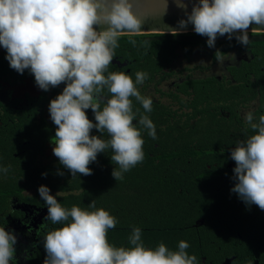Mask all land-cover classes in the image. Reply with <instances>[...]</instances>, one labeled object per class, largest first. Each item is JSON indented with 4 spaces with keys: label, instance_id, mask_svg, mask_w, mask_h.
I'll return each instance as SVG.
<instances>
[{
    "label": "clouds",
    "instance_id": "1",
    "mask_svg": "<svg viewBox=\"0 0 264 264\" xmlns=\"http://www.w3.org/2000/svg\"><path fill=\"white\" fill-rule=\"evenodd\" d=\"M174 2L185 18L178 28L168 26L169 31L177 35L192 25L195 34L207 37L209 48L225 36L248 46L249 30L264 31V0ZM165 12L166 8L158 14L145 11L140 0H0V47L10 68L20 74L28 70L44 91L64 85L50 100L48 111L56 126L53 155L72 177L92 175L89 165L98 154L110 152L115 165L111 175L122 181L144 160V133L158 139L149 115L153 100L140 91L149 73L138 70L133 78L127 71L111 70V65L123 36L137 46L134 37L145 31L146 23L163 21ZM149 45L148 40L141 42L145 48ZM223 53L215 51L220 65L235 59ZM89 109L94 121L87 115ZM243 119V138L230 150L235 162L230 191L245 205L264 211V114L248 110ZM9 171L10 166L0 165V176ZM38 193L47 205L45 220L58 225L43 237V264H199L187 251L186 240H179L175 249L163 241L147 246L142 229L132 226L127 245L117 246L108 238L119 223L110 210L98 207L95 200L86 207H66L47 185H40ZM16 244L14 230L0 226V264H15Z\"/></svg>",
    "mask_w": 264,
    "mask_h": 264
},
{
    "label": "flooded vegetation",
    "instance_id": "2",
    "mask_svg": "<svg viewBox=\"0 0 264 264\" xmlns=\"http://www.w3.org/2000/svg\"><path fill=\"white\" fill-rule=\"evenodd\" d=\"M178 35L207 38L195 33ZM168 36L174 35L146 37L150 44L159 40L178 43L173 49L177 56L163 66L157 65L161 69L149 75L140 91L153 100L149 115L156 125L157 137L170 132L185 150H204L207 170L197 180L200 187L216 182L207 198L212 207L205 209L206 216L195 217L186 225L168 226L163 232L160 227L139 225L138 215L135 217L138 222L132 225L122 217L109 230V241L126 246L132 226H138L142 238L161 234L186 240L190 244L187 251L197 256L199 264H264V211L255 205H245L230 191L235 167L230 150L236 140L243 138L244 113L253 110L257 116L264 114V40H249L248 46L236 39L216 41L215 47L209 48L206 42L165 38ZM227 41L232 43L224 56L235 59H226L220 65L215 51L223 49V42ZM182 43L191 46L179 45ZM207 49H210L208 57ZM5 56L6 51L0 47V165L10 166L8 174L0 176V226L14 230L17 236L15 264H43L46 255L43 237L58 225L45 220L47 205L40 198L38 187L47 185L66 207L73 204L86 207L90 202L86 197L94 196L96 185L85 182H93L101 167L105 173L114 164L110 152L100 153L97 161L89 165L92 175L72 177L53 155L51 137L56 126L48 111L50 100L64 85L41 90L28 70L23 74L16 72ZM143 60L141 54L139 68L144 67ZM135 61V57L126 53L116 54L111 70L130 73ZM136 107L143 111L139 104ZM87 115L94 121L91 109ZM92 131L99 135L95 129ZM143 138L144 149L158 148L156 141L160 137L155 141L145 132ZM58 170L64 174L58 175ZM223 200L231 207H221ZM148 242L147 246L157 245L155 241Z\"/></svg>",
    "mask_w": 264,
    "mask_h": 264
},
{
    "label": "trees",
    "instance_id": "3",
    "mask_svg": "<svg viewBox=\"0 0 264 264\" xmlns=\"http://www.w3.org/2000/svg\"><path fill=\"white\" fill-rule=\"evenodd\" d=\"M148 35L150 34H137L134 37L137 40L135 47L128 43V36L125 35L116 50V54L126 53L128 57L136 58L130 72L133 78L138 70L146 71L149 75L156 73L161 69L157 65L163 66L177 56L173 49L178 43L170 40L156 41L147 48L141 46L142 41L148 40L146 39ZM231 43L232 41L223 42L221 51L226 53ZM179 45L191 46L188 43ZM141 54L144 57L143 68H139L138 65ZM134 105L136 107L135 101ZM158 137L159 140H155L158 148L144 149L143 162L125 173L122 181L116 182L111 175L115 165L105 173L101 167V170L96 172L93 182H85L87 185L90 183L96 185L94 196L86 197L87 202L95 200L98 207L110 210L119 222L125 217V222L132 225L140 219L137 221L139 225L149 228L160 227L161 232L168 226L171 228L186 225L195 217L206 216L205 209L212 207L211 202L207 203V198L214 190L216 182L212 181L208 186L200 187L199 179L197 180L201 173L207 170L204 165V150H185L179 145V141L174 140L175 136L170 132ZM184 142L187 143L188 140ZM189 184H193L194 187L188 188ZM224 201L221 207H231ZM143 240L145 244L149 243L148 240L155 241L156 244L163 241L171 249H175L179 242V238L175 236L161 234L157 237H143Z\"/></svg>",
    "mask_w": 264,
    "mask_h": 264
},
{
    "label": "water",
    "instance_id": "4",
    "mask_svg": "<svg viewBox=\"0 0 264 264\" xmlns=\"http://www.w3.org/2000/svg\"><path fill=\"white\" fill-rule=\"evenodd\" d=\"M140 7L143 8L145 11L151 13H162L165 10L166 12L163 15V21L158 20L155 24L146 23L144 25L145 31L139 34H172L169 31L168 26L172 28H178V21L182 18H185L184 11L177 6L174 0H140ZM191 3L188 4V10H191ZM255 27V26H254ZM182 33H195L193 31L192 25H188L186 30H181L179 34ZM249 33H258L257 37H251L253 35H249L250 40H264V31H251ZM171 40H184V41H201L206 42L207 38H192V37H185V36H168L165 37ZM232 39H235L233 37ZM229 40L226 36L225 37H217L216 41H224ZM125 65V64H123Z\"/></svg>",
    "mask_w": 264,
    "mask_h": 264
},
{
    "label": "rangeland",
    "instance_id": "5",
    "mask_svg": "<svg viewBox=\"0 0 264 264\" xmlns=\"http://www.w3.org/2000/svg\"><path fill=\"white\" fill-rule=\"evenodd\" d=\"M209 52H210V49H207V50H206L207 57L209 56ZM207 57H206V59H207ZM208 59H209V58H208ZM208 59H207V60H208Z\"/></svg>",
    "mask_w": 264,
    "mask_h": 264
}]
</instances>
